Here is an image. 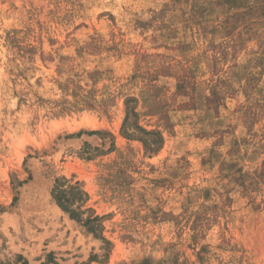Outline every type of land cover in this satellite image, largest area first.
<instances>
[{"label": "rangeland", "instance_id": "rangeland-1", "mask_svg": "<svg viewBox=\"0 0 264 264\" xmlns=\"http://www.w3.org/2000/svg\"><path fill=\"white\" fill-rule=\"evenodd\" d=\"M23 261L264 264V0H0V264Z\"/></svg>", "mask_w": 264, "mask_h": 264}, {"label": "trees", "instance_id": "trees-1", "mask_svg": "<svg viewBox=\"0 0 264 264\" xmlns=\"http://www.w3.org/2000/svg\"><path fill=\"white\" fill-rule=\"evenodd\" d=\"M51 198L54 202L69 215L70 218H73L78 223H81L86 227V231L91 232L93 235H97V229L99 226L97 222L99 217L96 215H87L83 218V214L88 209L81 210V204L85 201V194L82 191H79L75 186H64L62 183L57 182L54 184L51 189ZM21 264H26L23 261Z\"/></svg>", "mask_w": 264, "mask_h": 264}]
</instances>
